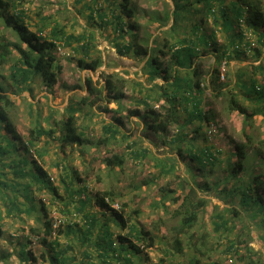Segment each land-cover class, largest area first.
Returning a JSON list of instances; mask_svg holds the SVG:
<instances>
[{"label": "rangeland", "instance_id": "374dc122", "mask_svg": "<svg viewBox=\"0 0 264 264\" xmlns=\"http://www.w3.org/2000/svg\"><path fill=\"white\" fill-rule=\"evenodd\" d=\"M14 1L16 5L12 6L10 11L23 12L22 21L28 30L36 31L37 28H41L40 35L47 40L53 38L49 33L53 27L61 28L67 34L72 33L76 36L89 34L92 47L87 53L92 58L101 59V64L95 71L84 69L77 64L78 59L83 56L82 52L73 50L77 42L72 41V44L68 45L62 39H57L53 52L59 68L52 91L37 84L40 79L36 78L31 84V91L23 87L16 88V91L10 95L14 105L6 107V110L22 142L27 141L30 128L39 124L49 127L52 118L59 119L65 114L67 105L71 103L76 105L79 95H75V92L85 93L84 89H80L79 84L87 75L102 83L105 74L117 73L120 77L118 79L124 80L123 91L126 97L123 99V108L111 102L108 104L109 111L95 110L94 115H89L90 109L85 107L81 113H77L79 115L77 123L83 125L87 132H90V136L95 137L102 133L104 124L116 123L112 116L121 118L122 124H119L120 131L115 140L98 147L61 150L56 139L40 136L27 146V151L20 149L17 153L11 152L0 157L2 172L0 181H9V183L14 180L10 160L17 161L21 157H26L29 162L25 168H31L30 160L34 158L37 164L53 178L52 184L61 197L58 198L48 190L41 189L36 190V200L43 199L49 215L55 220L61 219L60 225L54 228L67 230V224L73 223V228L68 233L63 232L58 235L52 233L43 240L42 234L31 230L36 225L33 216L25 210L19 214L16 211L8 213L5 204L8 194L13 195L16 192L14 198L19 207L25 208L27 202L20 191L17 189L11 193L9 186L0 184L2 186L0 188V264H53L55 259L51 254L55 251L49 242H53L55 238L62 245L67 243L73 245L66 253L73 258L70 264L79 261H83V264L89 262L91 264H264V210H258L253 201L248 204L243 203L241 193L248 184L252 185L250 195L254 198L255 189L254 183L251 184L252 179L256 175L263 174L261 180H264V116L261 111L263 107L260 103L250 101L248 96L244 95V86L240 84L241 81H249L253 77L259 86L264 87V37L258 34L260 30H264V27L259 31L254 30L256 32L254 33L251 27L245 26L241 21H235L236 30L241 32L247 30L245 34L249 40H254V45H246L242 33L243 36L238 41V49L244 53L239 57L232 54L230 57L226 56L220 61H215L208 53L200 58L205 72L212 63L220 62L218 66L222 74L221 78L224 83L229 84L228 87L232 88L229 90L236 94L240 102L247 105L250 111H256L252 120H246L242 114L230 111L225 97H214L204 87L205 102L202 103L201 108L214 116L213 124L202 122L201 132L196 135L194 127H197V121L194 118L189 119L185 107L178 105L175 123L165 134H160L152 132L141 119L129 114V109L143 108L145 102L154 105V108L164 102L163 98L156 101L157 93H163L164 81L158 77L153 80L149 78L146 68L143 67L145 59H135L130 54L118 52L116 41L125 42L128 40V35L124 33L123 36L118 37L113 25L103 21L104 19H101L103 15L97 14V11L106 12L108 15L105 18H110V11L115 6L113 1ZM223 1L224 5L229 6L235 0ZM132 2L137 7V14L131 21L136 20L140 24L142 35L151 33L150 40L157 37L159 31L167 25L158 27L150 16L152 11L161 10L165 2L170 5L171 0H132ZM212 26L209 24V27ZM217 30V42L223 44L224 38L221 31ZM248 30L258 37V41ZM0 33L15 38L1 19ZM159 40L161 43L162 38ZM15 59L16 53L13 52V55L0 67V71L8 76L10 66ZM3 82L4 86H8L7 90H11L8 77ZM62 83L79 87L70 89L62 86ZM1 132V137L12 138L5 131ZM178 133L186 134L182 142L173 140ZM246 142L247 144L243 145ZM193 144L195 150L207 146L217 157L216 163L190 169L192 161L183 150ZM239 145L244 146L246 158L243 159L242 170H239L234 179L229 181L225 177L233 167L227 166V160L230 158L232 163L236 160L234 154ZM178 147L182 149L183 156L178 151ZM113 154L123 157L121 170L116 167L109 171L104 164L103 159ZM73 170L78 171L80 179L83 180H72L71 189L84 185L87 187L90 203L85 210L98 216L99 224L102 220L110 218L111 212L104 211L99 206L95 200V193L111 191L114 208L121 211L125 218L136 224L138 228L147 230L153 238L152 246L146 247V241L142 243L134 241L142 252L133 254L130 262H125L123 258H108L102 261L92 247L87 249L92 254L91 257H85L83 251L86 247L76 238L78 234L76 228L85 226L80 212L75 210L78 203L77 194L72 192L69 195L67 190L65 191V181L69 179ZM203 177L210 183V189H200L198 196L206 202L198 209L194 224L185 232L179 233L183 251L177 253L171 245L173 237L180 228L183 215L178 214V206L192 180H201ZM19 181H26V178ZM260 194L264 203V192ZM173 198L177 201H173ZM66 201L69 207L67 212H64L62 205ZM35 215L38 217L41 214L36 210ZM110 229L114 234L126 232L120 231L112 221H110ZM22 249L24 255L20 254ZM123 253L125 254V251ZM145 256L148 262L144 261Z\"/></svg>", "mask_w": 264, "mask_h": 264}, {"label": "trees", "instance_id": "16d2710c", "mask_svg": "<svg viewBox=\"0 0 264 264\" xmlns=\"http://www.w3.org/2000/svg\"><path fill=\"white\" fill-rule=\"evenodd\" d=\"M111 1L115 3V6L110 11V18H105L108 15L106 12L97 11V14L103 15L104 17H101V19L113 25V30L118 37L123 36L124 33L128 35V40L125 42L116 41L115 45L118 52L130 54L135 59H145L143 67L146 68L149 78L153 80L158 77L164 81L163 93H157L156 95V101L163 98L164 102L156 108H154V105L145 102L143 108L129 109L130 115H135L138 119H141L152 132L165 134L177 119L178 107L184 106L188 118H194L197 121V127H194V133L197 135L203 127L202 122L206 121L207 124H213L214 122V116L201 108L202 103L205 102L203 96L206 88L214 97H225L230 111L242 114L246 120H252L256 111H250L248 106L242 104L236 94L229 90L232 88L228 87L229 84L224 83L221 78L222 74L218 66L220 62L217 64L212 63L208 71L205 72L200 63V58L208 53L214 57L215 61H220L226 56L230 57L232 54L239 57L244 53L238 49V41L243 35L246 45L253 46L254 40H249V37L245 34L247 30H242V32L236 30L234 22L241 21L245 26L251 27L254 33H256L254 30L259 31V29H262L264 27V0H235L229 6L224 5L223 0H171L170 5L165 2V6L161 10L152 11L150 17L158 27L166 25L167 27L161 29L159 35L151 40V33L142 35L140 24L136 20L131 21L137 14V7L132 0ZM15 5L14 0H0V19L4 22V26L10 28L15 37L12 39L4 33H0V67L13 55V52L16 53V59L10 66L8 76L0 71V135H2L1 131H5L12 136V138L0 136V157L11 152L17 153L20 149L27 151V146H30L40 136L56 139L61 150L76 148L81 150L86 147H98L115 140L117 133L120 131L119 124H122V119L119 117L112 116L116 123L108 122L104 124L102 133L97 137L90 136V132L88 133L83 125L77 123L79 118L77 113H81L85 107L90 109L89 115H94L95 110L109 111L108 104L111 102L120 108L124 107L123 99L126 97L123 91L125 87L124 80L118 79L120 77L117 73H107L102 83L99 80H94L91 75L84 77L79 86L80 89L85 90V93L75 92V95H79V100L75 102L76 105L72 103L67 105L65 114L59 119L52 118L49 127L39 124L34 128H30L27 141H21L6 110V107L14 105L10 95L16 91V88L23 87L31 91V84L34 83L36 78L40 79L37 84H41L44 89L52 91L57 81L59 68L53 52L57 39H62L68 45H71L72 41L77 42L73 50L82 52L83 56L78 59L77 64L84 69L95 71L100 66L101 59L99 57L92 58L87 53L92 47L89 34L76 36L72 33L67 34L61 28L53 27L49 33L54 39L47 40V38L41 37V28H37L36 31L38 32L28 30L22 21L24 17L22 11H10V8ZM209 24L213 26L209 27ZM217 29L221 31L224 38L223 44L217 42ZM248 32L253 35L251 30H248ZM258 34L264 37L262 35L264 30H260ZM159 38H162L161 43H159ZM255 38L258 41V37ZM7 77L10 81L9 89L11 90H7L8 86H4L3 80ZM254 79L252 77L249 81H241L240 84L244 86V95L248 96L247 98L250 101L262 104L263 110L261 109V111L264 116V87L259 86ZM62 86L70 89L79 87L78 85L69 86L66 83H62ZM184 137H186V134L178 133L173 140L182 142ZM246 144L247 142L243 145ZM243 147L242 145L236 147L234 154L236 160L233 163L230 162V158L227 160V166L233 167L225 177L229 181L233 180L237 172L243 168V159L246 158ZM178 151L183 156L180 147H178ZM183 152L187 153L190 161H192L190 162V169L199 166L205 167L207 164L216 163L217 160L214 152L207 146L195 150L193 144ZM10 161L12 162L14 180L11 183L2 180L0 184L9 186L11 193H13V190L18 189L27 203L25 208L21 209L14 198L16 192L13 195L8 194L9 197L5 203L8 213L16 211L19 214L25 210L33 216L36 225L31 230L42 234L43 240L52 233L56 235L63 232L68 233L73 228V223L67 224V230L54 228V226L58 227L60 225L61 219L55 220L50 216L44 200L40 198L36 200L35 198L37 195L36 190L41 189L48 190L53 196L61 198L56 187L52 184L51 180L53 178L37 164L34 158L30 160L32 161L31 168H25V165L29 162L26 157H21L17 161L13 159ZM103 162L109 171L114 170L116 167L121 170L124 159L121 155L113 154L105 157ZM225 169L228 171L227 168ZM0 174H2L1 171ZM262 176L263 174L256 175L252 179L251 184L254 183L255 189L254 198L250 195L252 185L248 184L241 192L242 202L248 204L253 201L260 211L264 210V203L260 194V192H264ZM70 177L66 181L63 178L66 186L65 191L67 190L69 195L72 192L77 194L78 203L75 210L80 212L85 226L84 228H76V231H78L76 238L86 247L85 252L83 251L85 257H91L92 254L87 249L92 247L102 261H106L108 258H123L125 262H130L133 254L142 252L140 246L134 241L140 243L146 241V247L152 246L153 238L151 234L147 230L138 228L136 224L125 218L121 211L114 208L111 191H104L102 194L95 193V200L99 206L104 211L111 212V217L102 220L99 224L98 216L85 210L90 203L87 187L84 185L79 188L75 187L74 190L71 189L72 180L82 181L83 179H80L76 170L72 171ZM24 178H26V181H19V179ZM206 179L204 177L201 180L193 179L178 206V214L183 215L180 228L173 237L171 245L177 253L183 251L179 233L185 232L194 224L198 209L203 207L206 202L205 199L198 196L200 189H210V183ZM172 200L177 201L176 198ZM67 202L62 205L64 212H67L69 207ZM36 210L41 214L38 217L35 215ZM38 219H40V222H38ZM110 221L118 226L120 231L125 230L126 232L114 234L110 229ZM39 224L40 226H38ZM49 244L52 245V249L55 251L54 254H51L55 259L53 264H70V260L73 258L66 253L73 247L71 243L62 245L55 238ZM123 251H125V254ZM20 254H25L23 249ZM30 254L31 252H29ZM143 258L145 262H148L146 256ZM75 264H83V261ZM89 264L91 263L89 262Z\"/></svg>", "mask_w": 264, "mask_h": 264}]
</instances>
